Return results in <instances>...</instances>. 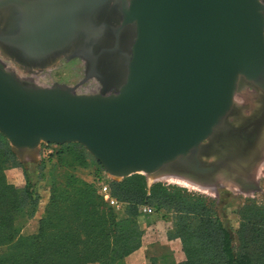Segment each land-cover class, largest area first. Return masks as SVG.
Segmentation results:
<instances>
[{"label":"water","instance_id":"1","mask_svg":"<svg viewBox=\"0 0 264 264\" xmlns=\"http://www.w3.org/2000/svg\"><path fill=\"white\" fill-rule=\"evenodd\" d=\"M112 1L121 24L105 28L94 15ZM12 5L16 27L1 44L34 61L84 38L89 74L100 83L103 71L124 77L115 92L79 95L24 84L0 64V134L17 158L40 144H78L112 179L170 168L212 182L249 166L251 158L230 156L204 164L199 148L231 112L240 78L264 92V2L0 0V9ZM128 25L125 51L118 34ZM101 31L115 38L111 47L93 44Z\"/></svg>","mask_w":264,"mask_h":264},{"label":"trees","instance_id":"2","mask_svg":"<svg viewBox=\"0 0 264 264\" xmlns=\"http://www.w3.org/2000/svg\"><path fill=\"white\" fill-rule=\"evenodd\" d=\"M55 148L48 158L61 162L72 156L81 166L94 163L77 144ZM97 167L99 172L101 167ZM19 168L20 162L0 134V264H124L141 244L143 234L133 222L140 205L162 213L163 220L169 217L171 229L166 237L179 241L185 257L177 262L174 254L167 252L149 258L148 264H264V208L243 209L235 250L230 234L211 217L203 199L164 187L147 188L138 174L108 184L110 195L125 205V221L130 225L116 221L114 209L93 184L68 175L63 187L51 186L37 234L24 237L25 222L19 219L33 218L39 197L28 182L24 187L10 184L6 173Z\"/></svg>","mask_w":264,"mask_h":264},{"label":"rangeland","instance_id":"3","mask_svg":"<svg viewBox=\"0 0 264 264\" xmlns=\"http://www.w3.org/2000/svg\"><path fill=\"white\" fill-rule=\"evenodd\" d=\"M5 47L6 49H4ZM7 49V46L0 44V64L7 70L9 69L8 71L18 77L24 84L37 88L64 86L79 95L98 94L101 91L100 81L94 74L88 73V61L86 62L82 56H79L76 49L68 55H60L54 59H49L42 63L41 65L43 66L40 65L41 67L23 66L20 61L7 52ZM244 82L242 88L238 89L235 94L234 105L229 115L233 114L234 109L237 108L236 125H247L249 126L248 129L254 127L253 130L257 131V133L259 132V135L256 136L259 139V153L256 158H253L249 166L230 172L226 176L225 170H222L216 174V180L212 182H203L189 173H185L186 176L174 175V173L167 176H161L156 173L150 176L138 174L144 177L147 188L151 186L164 187L171 191H178L179 195L186 193L189 196H198L203 199L209 208L211 217L218 219L230 234L232 246L235 250L239 245L237 230L241 222L243 209L249 206L251 208H264V109L258 106V101L261 100L259 95L264 96V92L258 91L245 80ZM253 111H255V114ZM232 122H234V119ZM203 144H212L211 146H214L210 140ZM47 149L48 147L44 144H40L35 152H27L21 159L16 157L21 164V168L13 170L12 173H6L10 184L16 187H24L25 182H28L31 191L39 197L33 218L26 221V217L23 216L19 219V221L25 222L21 232L24 237L37 234L39 222L43 217L45 207L50 198L52 185L63 187L65 179L68 175H71L76 180L90 186L93 184L92 174L98 168V163L84 148V151L93 159L94 163L89 162L81 166L77 162H73L72 156H68L66 160L61 162L55 161L52 157L48 158L50 155L45 157ZM51 149L53 152L56 150L55 147H51ZM216 162L218 161L208 164ZM111 180L121 182L123 179ZM124 206L122 204V209L119 211L114 210V214L117 222L127 226L130 224H126ZM141 206L143 205L139 206L137 216L133 220L136 224L135 226L143 234L142 237L148 233L151 240H159L164 236L165 231L171 229L169 217L163 220V214L156 212L146 216L142 215L139 212ZM151 217L161 219L164 224L161 223L159 228L154 226L153 229L147 230L146 225H149L148 222L153 219ZM145 240L147 241L149 238L147 237ZM178 252L174 255L175 260L177 262L184 261V255L180 251ZM144 263L148 264V261L144 262L141 259V264Z\"/></svg>","mask_w":264,"mask_h":264},{"label":"bare ground","instance_id":"4","mask_svg":"<svg viewBox=\"0 0 264 264\" xmlns=\"http://www.w3.org/2000/svg\"><path fill=\"white\" fill-rule=\"evenodd\" d=\"M15 7H18V6L15 5ZM8 8L9 7L0 9V36L6 35L10 31H12L13 28L16 27V24H15L16 15H17L20 8L18 7V10L15 9L16 12H14L12 9H8ZM94 16H95V22L96 23L102 22V20L105 21V22L103 21V23H104L103 26H105V28L108 27L107 26L108 23H111L114 28L118 27V26L116 27V25L119 24V26H120V24H121L119 5L116 4L115 1L110 2L109 5L102 8L101 10H99L98 13H96V15H94ZM133 36H134L133 27L131 25L126 26L118 34L119 46L121 48H124L125 51H129L131 41L133 40ZM96 39L97 40H95V41L92 40L93 44L97 41L96 45L97 44L99 46L100 45L101 46L106 45L107 47H111L115 41V38L113 36H111L109 34V32H104V31H101V36L99 38H96ZM2 45H4V44H2ZM81 46H85V39L84 38L75 39L62 52L53 53V54L46 55V56L41 57V58H37L36 60H34L35 62L33 60H30L29 58L17 53V52H15L14 50H11L10 48L7 49V52L10 55H13L18 61H20L22 65H29V64L41 65L42 63H45L46 61H48L51 58L53 59V58L60 56V55H68L69 53H71L75 49L77 50L78 54H80V49H81L80 47ZM4 49H6V47ZM103 73L106 76L105 77L106 79H104L102 81L103 83H100L101 84V91L105 94L115 92L120 87V85L122 84V82L124 80L123 73L121 74V76L114 75V72L103 71ZM244 83H245L244 79L240 78V80L238 81L237 90L241 89L242 85ZM262 96L263 95H261V94L259 95V98H261V100L258 101L259 108L264 106V99L262 98ZM260 105H262V106H260ZM253 112L255 114V111H253ZM237 115H238V111L236 108V109H234L233 114H231V115L228 114L227 117L224 119L223 123L214 129L213 135L209 140L214 144L215 147L211 146L212 144L209 145V144H203L202 143L200 145L199 158H200L201 162H203L204 164H208L210 162H213L216 159L223 157L220 160L222 163L223 160H226V158H225L226 156L227 157L230 156L229 157L230 159L234 158L235 160H239L241 158H243V160H244V158H246V160H249L250 158H251V160H253L252 158H256V155L258 156L259 150H257V148L259 147L258 146L259 139L257 137L253 138L251 140L249 138H246V136L244 134L249 129L247 128L248 130H246L243 128H239V126L236 125L235 119H236ZM233 119H234V122H232ZM235 136L241 137V140H240V138H238L240 140V142H238L239 140H236ZM254 139H255V141H254ZM251 145H252V147H251ZM254 145L256 146V148L254 147ZM247 146L250 149L247 151V153L244 155V157H242L243 153L246 152ZM156 174H159L161 176H167V175H170L173 173H171L170 168H168V169H162L159 172H157ZM186 174H188V173H186Z\"/></svg>","mask_w":264,"mask_h":264},{"label":"crops","instance_id":"5","mask_svg":"<svg viewBox=\"0 0 264 264\" xmlns=\"http://www.w3.org/2000/svg\"><path fill=\"white\" fill-rule=\"evenodd\" d=\"M154 215V214H153ZM153 218V217H151ZM149 225H146L147 230H150L153 227H161L160 224L164 222L160 219H152L151 222H148ZM151 224V225H150ZM146 234V233H145ZM149 238V240H145V238ZM146 241V242H145ZM180 251V243L178 240H168L166 237V231L162 238L159 240H151V237L147 235L142 237L141 244L138 250L130 254L124 260V264H141V259L144 262H147L149 258L156 257L161 255L162 253H179ZM146 264V263H144Z\"/></svg>","mask_w":264,"mask_h":264},{"label":"built area","instance_id":"6","mask_svg":"<svg viewBox=\"0 0 264 264\" xmlns=\"http://www.w3.org/2000/svg\"><path fill=\"white\" fill-rule=\"evenodd\" d=\"M48 149L45 151V157L47 155H51L53 153V150L51 147H56V145H47L44 144ZM112 178L107 175L101 168L99 172H96L92 175V182L97 190L98 195L103 199V201L112 209L119 211L122 209V204L119 203L116 199H114L110 195V189H109V182ZM142 215H150L154 212V210L148 206V205H143L140 207L139 211Z\"/></svg>","mask_w":264,"mask_h":264},{"label":"flooded vegetation","instance_id":"7","mask_svg":"<svg viewBox=\"0 0 264 264\" xmlns=\"http://www.w3.org/2000/svg\"><path fill=\"white\" fill-rule=\"evenodd\" d=\"M260 1H262V2H264V0H260ZM8 9H12L14 12H16L15 11V9H17L18 10V7H15L14 5H12V6H10ZM119 25V24H118ZM117 27V26H116ZM54 59V58H53ZM262 98L264 99V96H262ZM261 99V98H260ZM260 106H262V105H260ZM262 109H264V106H262L261 107ZM240 127L239 128H243V129H246L247 130V128L249 127V126H247V125H244V124H240L239 125ZM254 128V127H253ZM253 128H250L244 135L246 136V138H249L250 140L251 139H253V138H256V136L257 135H259V132L257 133V131H255V130H253ZM253 132H251V131ZM251 132V133H250ZM254 135V136H253ZM236 137V136H235ZM238 138H240V140H241V137H236V140H239ZM240 140L238 141V142H240ZM259 146V145H258ZM251 147H252V145H251ZM254 147L256 148V146L254 145ZM250 148L247 146L246 147V152L245 153H243V156L242 157H244V155L247 153V151L249 150ZM257 150H258V148H257ZM257 152V151H256ZM219 159H221V158H219ZM219 159H216V160H214V161H220ZM246 159V158H245ZM252 161V160H251Z\"/></svg>","mask_w":264,"mask_h":264}]
</instances>
